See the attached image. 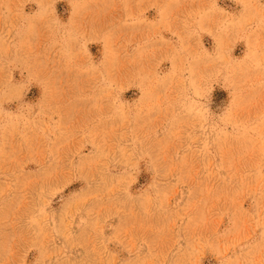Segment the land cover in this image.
I'll return each instance as SVG.
<instances>
[{
  "label": "rangeland",
  "instance_id": "obj_1",
  "mask_svg": "<svg viewBox=\"0 0 264 264\" xmlns=\"http://www.w3.org/2000/svg\"><path fill=\"white\" fill-rule=\"evenodd\" d=\"M0 264H264V0H0Z\"/></svg>",
  "mask_w": 264,
  "mask_h": 264
}]
</instances>
